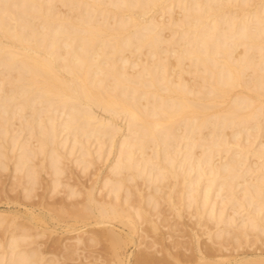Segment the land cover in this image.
Listing matches in <instances>:
<instances>
[{
    "label": "bare ground",
    "instance_id": "6f19581e",
    "mask_svg": "<svg viewBox=\"0 0 264 264\" xmlns=\"http://www.w3.org/2000/svg\"><path fill=\"white\" fill-rule=\"evenodd\" d=\"M7 170L29 200L31 226L54 218L67 231L100 229L62 244V255H50L29 225L12 230L0 241V264H67L75 253L76 264H102L88 249L107 248L103 240L114 255L108 264H122L137 234L136 264L191 255L219 264L211 258L233 239L260 238L264 0H0V173ZM186 215L210 242L196 231L193 246L163 242L161 225L172 229ZM248 255L240 264L263 260Z\"/></svg>",
    "mask_w": 264,
    "mask_h": 264
},
{
    "label": "rangeland",
    "instance_id": "374dc122",
    "mask_svg": "<svg viewBox=\"0 0 264 264\" xmlns=\"http://www.w3.org/2000/svg\"><path fill=\"white\" fill-rule=\"evenodd\" d=\"M115 158V157H114ZM114 158L112 159V161L114 160ZM79 168V167H78ZM78 168H76V166L75 167H73V169H74V175H76V173H80V174H82L81 172H78L79 170H80V168L78 169ZM93 170H94V167L92 166L91 167ZM91 168L89 169V170H91ZM88 170V172H90ZM11 170H7V171H5V172H1L0 174V178L2 179V182H4V184L2 183L1 184V180H0V213H2L4 216H6L5 218H6V222L7 223H1L0 222V241H1V239H2V241H3V239L6 241V239H7V236L9 235L8 234V232L10 233V231H12V230H14V232L16 231L17 232V229L19 230V229H21L20 231H22L23 232V227L24 226H26V227H28V225H29V227L28 228H30V232H32L31 231V228H34V231L32 232V233H36L35 231L37 230V232H39V235L37 236L38 238H37V240L39 241V242H44V244L43 245H45V248L48 246V244H49V249H51V248H54L55 250H56V252L58 251V254H56L55 253V251H54V249H51V251L53 252V254L52 253H49L50 255H59V254H61L62 255V252H64L65 251V248H64V245H62V244H65V242H69V243H72L73 242V240H74V238L76 237V236H78V235H85V236H87L89 233H91V231H96L97 229L96 228H98V230L100 229V227H96L95 225H89V226H87L86 227V229H84V230H81V231H67V230H64L65 229V227H64V225L66 224V223H64L63 221H58L57 219H49L48 221H44V220H41V219H39V220H34V219H31V221H34V223L32 222V224L34 225H32L31 226V222H30V220L28 219V214H29V210H28V213L26 212L25 214H24V212L26 211V209L27 208H29L28 206H27V202L29 201V200H27V199H25V200H23L24 199V197H23V193L22 192H20L21 191V185L19 186V184H20V182H19V178H15L14 179V177H13V173L11 172ZM5 173V174H4ZM44 173V172H43ZM11 176H10V175ZM4 177V178H3ZM46 177V178H45ZM11 178H13L12 179V182L10 181L11 180ZM46 179V180H45ZM83 179H86L85 177H83ZM48 181V175L47 174H44L43 175V181ZM73 180V179H72ZM10 181V182H9ZM44 181V182H45ZM74 181V180H73ZM73 181H71V182H73ZM16 183H18V186H17V184ZM12 184V185H11ZM13 185H15V186H13ZM4 187V188H3ZM6 187H7V189L9 190H7L6 189ZM12 188V189H11ZM40 188V189H39ZM38 189V191L40 192H43V186H41V187H39ZM60 188V187H59ZM63 187H62V185H61V189H62ZM2 189H3V191H2ZM7 192H6V191ZM19 193V194H18ZM21 193V194H20ZM59 195H56L57 197L58 196H61V194L60 193H58ZM8 195V196H7ZM22 195V196H21ZM15 196V198H13V200H12V197H14ZM19 196H21V197H19ZM10 197V198H9ZM17 197V198H16ZM19 197V198H18ZM23 198V199H22ZM9 199V200H8ZM11 200V201H10ZM16 200H18V201H16ZM52 200V199H51ZM8 201H10V202H8ZM25 203H24V202ZM39 211V209H36V213ZM245 211H243L242 213H244ZM27 214V215H26ZM14 215V216H13ZM18 217H17V216ZM25 215H26V217H25ZM25 218H24V217ZM5 218H4V220L3 221H5ZM13 218H15L14 220H15V222H16V219L18 220H20V222L21 223H19V220L14 224V223H10V221H12V219ZM36 219V218H35ZM28 222H26V221ZM23 221H25V223L23 222ZM181 221H185L186 223H178L177 225H175V223H174V225H172L173 227H172V229H168V226H165V227H163L162 225H161V227H162V229L165 231V235H163V230H161V234H159V237L160 238H162L163 239V242H166L165 244H171V240H175L176 238L179 240V239H181L182 241H185V242H187V240H189L186 244L188 245V243H189V247L190 246H193V245H195V241H196V239H197V237H195V231H196V235L197 236H199V243H201L202 245H204V244H206L207 243V241H209V239H208V237H207V235L206 234H204V228H205V226H202V225H199V224H197V223H194L190 218H189V216L188 215H186L185 216V218H183V219H181ZM238 221H240V219L238 218ZM30 222V223H29ZM36 222V223H35ZM8 224L10 225V228H9V226H8ZM15 226H14V225ZM24 224V225H23ZM148 224V223H147ZM147 224L146 223H143V226H147ZM206 224H208V225H212V223H206ZM19 227H18V226ZM20 225H22V226H20ZM180 225V226H179ZM12 226H14V228H12ZM31 226V227H30ZM37 226V227H36ZM174 226H176V228H174ZM178 226L179 227H181L179 230H178ZM6 227H7V230H6ZM18 227V228H17ZM117 227V228H116ZM115 228L116 229H118V230H120V231H122L123 233H126L125 231H128V227L127 226H123V225H121L120 223H118L117 224V226H115ZM36 229V230H35ZM96 229V230H95ZM101 229H102V227H101ZM175 229H177V230H175ZM33 230V229H32ZM80 230V229H79ZM6 231H7V233H6ZM41 231V232H40ZM15 232V233H16ZM43 232V233H42ZM169 232H170V234H169ZM17 233H20V232H17ZM166 233H167V235H166ZM171 233H172V236L173 237H171ZM43 234V235H42ZM200 234V235H199ZM194 235V236H193ZM263 236H260V238H256L255 237V235L254 234H251V235H249V237L247 238V239H242V240H240V241H234V239L227 245V247L226 248H224L223 249V253L224 254H220L222 257H225L226 256V258H223L224 260V262L222 261V259L220 260L219 258H222L220 255H218V256H215V257H212L211 259H215L216 257V259L217 260H219L220 262H219V264H240V262H239V260L241 261L242 260V258H243V256H245V255H247V254H249L248 256H247V258L248 259H256L257 257V255H262V257H261V259H263V260H261L260 258H257V259H260L261 261H257L256 263H254V262H248V263H244V264H264V234H262ZM162 236V237H161ZM164 236H168L167 238L166 237H164ZM5 237V238H4ZM23 237V236H22ZM141 238L140 236H138V234L136 235V240L137 241H133V242H129V244L126 246V247H124L121 251L123 252V257H124V261H123V263L122 264H136V260H137V252H138V250H139V252L141 251V249L140 248H142L143 246L142 245H139V242L138 241H140V239L139 238ZM173 238V239H172ZM176 239V240H177ZM184 239V240H183ZM187 239V240H186ZM195 239V240H194ZM167 240V241H166ZM195 242V243H193V242ZM4 242V241H3ZM138 242V243H137ZM168 242H170V243H168ZM190 242H192L191 243V245H190ZM210 242V241H209ZM46 243V244H45ZM102 243H104L103 245L105 246L106 244V246H108L107 248H105V247H101L102 246V244H97V245H92L91 247L90 246H88L87 248H89L88 250H90L91 251V249H92V252H94V253H101L100 255L102 256V258H103V263L102 264H108L109 263V261L108 260H110V261H112L113 260V258L114 257H112V256H114V255H112L113 253H111V252H113L112 251V249H111V247H110V244H109V242L107 241L106 242V240H103V242ZM217 245V244H216ZM95 246V247H94ZM140 246H142V247H140ZM44 247V246H43ZM63 247V248H62ZM93 247V248H92ZM158 247L159 248H161V244L160 245H158ZM179 247V248H178ZM177 247V249L179 250V254H180V252H181V256H182V254L183 253H188L189 255H191L192 253V250L191 249H188V251L187 250H185V248L183 249V250H180L181 248H182V246H178ZM87 248H86V250H87ZM62 249V250H61ZM107 249V250H106ZM0 250H1V248H0ZM106 250V251H105ZM110 250V251H109ZM172 250H176V247L173 249L172 248ZM178 250L176 251V253L178 252ZM60 251H62V252H60ZM97 251H99V252H97ZM108 251V252H107ZM183 251V252H182ZM89 252V251H88ZM107 252V253H106ZM109 252H110V254H109ZM172 252H174L175 253V251H172ZM137 253V254H136ZM124 254H126V255H128V257L127 256H125ZM187 254V255H188ZM157 255H158V257L160 256V257H162L163 256V253L162 252H158L157 253ZM224 255V256H223ZM220 256V257H219ZM74 257H75V259H72V260H70L69 259V261L67 260V264H76V263H78V262H80V261H82L83 259L81 258V257H79V255L78 254H74ZM183 257V256H182ZM242 257V258H241ZM77 258V259H76ZM184 259H182L181 258V264L182 263H184V264H198L200 261H197V259H196V257L195 256H193V255H191V257H190V259H186L185 257H183ZM82 259V260H81ZM196 259V260H195ZM129 260V261H128ZM170 260H171V257H168L167 256V258H164V264H166V263H168V264H172V263H175L176 261L172 258V263L170 262ZM238 260V261H237ZM243 260H244V258H243ZM84 261H89V259L87 258H84ZM83 261V262H84ZM174 261V262H173ZM222 261V262H221ZM198 262V263H197ZM175 264H177V262L175 263ZM218 264V263H217ZM241 264H243L242 262H241Z\"/></svg>",
    "mask_w": 264,
    "mask_h": 264
}]
</instances>
